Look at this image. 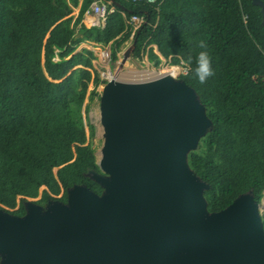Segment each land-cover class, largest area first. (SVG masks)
<instances>
[{"label":"trees","instance_id":"obj_1","mask_svg":"<svg viewBox=\"0 0 264 264\" xmlns=\"http://www.w3.org/2000/svg\"><path fill=\"white\" fill-rule=\"evenodd\" d=\"M96 1L110 3L115 10L105 26L88 27L85 13ZM80 2L0 0V208L24 216L26 199L66 202L68 189L80 184L102 193L86 176L89 170L99 171V165L87 143L82 109L107 82L95 68L94 51L79 49L83 43L111 45V58L118 60L126 44L136 41L131 58L147 57L159 68L163 57L171 66L188 68L184 61L189 53L195 57L200 51L201 39L209 45L214 76L205 84L190 71L180 78L197 91L213 128L200 151L189 155L190 167L210 185L206 199L211 212L250 190L261 203L262 7L252 0H159V7L131 0H82L75 18L74 7ZM133 15L145 21L132 38L128 20Z\"/></svg>","mask_w":264,"mask_h":264},{"label":"water","instance_id":"obj_2","mask_svg":"<svg viewBox=\"0 0 264 264\" xmlns=\"http://www.w3.org/2000/svg\"><path fill=\"white\" fill-rule=\"evenodd\" d=\"M262 7L261 0H252ZM136 41L123 53L131 59ZM99 171L67 202L0 208V264H264V221L254 190L210 212V185L189 154L213 128L197 91L167 73L108 81L101 95Z\"/></svg>","mask_w":264,"mask_h":264},{"label":"rangeland","instance_id":"obj_3","mask_svg":"<svg viewBox=\"0 0 264 264\" xmlns=\"http://www.w3.org/2000/svg\"><path fill=\"white\" fill-rule=\"evenodd\" d=\"M91 46L93 47V45H91ZM131 46H132L131 42H128L126 44V47L121 52L118 53V57H119L118 60H113L111 58V53H112V49H113V47L111 45L108 47L96 46L93 49L92 48H87V49L94 51V53L97 56V60L94 61V65H95L96 70L99 72L101 78H102V73L107 72L108 70H111L114 73V75H117L118 71L132 72V71L152 70V71H156V72H161V70H163L165 67H167V69H168L171 66L169 63L166 62L165 59L162 58V64L160 65L159 68H156V67L152 66L149 63L148 58L145 57L143 60H138V59H133V58L128 59L126 64L123 67H121V61L123 58V53L126 51V49H128ZM103 52H105V53L107 52V54H109V56H110V59L105 58L103 56ZM179 67H180L179 73L186 72V71H182V66H179ZM104 85L99 86L97 89V91L99 92V96H95L93 98V100H91L90 97L86 99V101L83 105V109H82L85 127H86V131H87V135H88V142L87 143L94 150V154H95V157L97 159V163L100 160V156H101L100 152L102 150V147L104 144V139H105L104 134H103L104 133L103 126H102L101 120H100L101 95L103 92ZM92 89H93V87H92V85H90L89 91H91ZM205 137H203L200 140L198 147L195 150H192L190 152V154L193 152H199L200 151V146H201L202 140ZM99 172H100V169H99ZM62 197H63V193L60 196H58L59 199ZM40 199H41V196H39L36 199H26V201L27 200H34L37 203V201H39ZM46 204L47 203L40 204V205L45 207ZM260 204L262 205L261 206L262 214H264V207H263L264 206V197H263ZM16 210H18V207L16 209L10 210V211L14 212Z\"/></svg>","mask_w":264,"mask_h":264},{"label":"built area","instance_id":"obj_4","mask_svg":"<svg viewBox=\"0 0 264 264\" xmlns=\"http://www.w3.org/2000/svg\"><path fill=\"white\" fill-rule=\"evenodd\" d=\"M135 3H144V4H150V5H157V7L160 6L159 0H131ZM115 8L111 6L110 3H105L103 1H96L92 4L91 8L86 11L85 16L86 17H92L94 18L93 26H105L106 20L109 14L113 13ZM145 18L143 16H138V15H133L129 20L128 24L133 27V33H132V38L134 37L136 31L138 28L144 23ZM244 21H248V16H244ZM103 56L105 58L110 59L109 54L107 52H103ZM182 71L186 72H181L177 76H173L174 78L178 79L181 77V75H186L188 73V68L185 66H182ZM102 78L106 82L111 81L115 78L114 73L111 70H108L107 72L102 73Z\"/></svg>","mask_w":264,"mask_h":264},{"label":"clouds","instance_id":"obj_5","mask_svg":"<svg viewBox=\"0 0 264 264\" xmlns=\"http://www.w3.org/2000/svg\"><path fill=\"white\" fill-rule=\"evenodd\" d=\"M197 47L200 51L196 53L195 57L189 53L184 63L188 66V70L191 72L192 77L198 80L200 84H205L209 78L215 74L213 60L206 39L199 40ZM256 47L261 49V46L258 43ZM261 51L264 52V49H261Z\"/></svg>","mask_w":264,"mask_h":264},{"label":"bare ground","instance_id":"obj_6","mask_svg":"<svg viewBox=\"0 0 264 264\" xmlns=\"http://www.w3.org/2000/svg\"><path fill=\"white\" fill-rule=\"evenodd\" d=\"M91 21H94V19H91ZM179 72H180L179 66H170L168 69L167 67L164 68L163 70H161V72H156L152 70H142V71H132V72L118 71L117 75H115V78L118 81L148 82L158 79L167 73L171 74L172 76H177Z\"/></svg>","mask_w":264,"mask_h":264},{"label":"crops","instance_id":"obj_7","mask_svg":"<svg viewBox=\"0 0 264 264\" xmlns=\"http://www.w3.org/2000/svg\"><path fill=\"white\" fill-rule=\"evenodd\" d=\"M81 2H82V0H81ZM81 2H80V5L78 6V7H74V12H73V15H74V17L76 18L77 16H78V14H79V12H80V9H81ZM91 19H94V18H92V17H84V20H83V22L85 23V25L86 26H88V27H93V22L95 21H91ZM92 44H88V43H83L81 46H80V49H82V48H95L96 46H94L93 45V47L91 46ZM99 47V46H98ZM153 48H154V50H155V52L158 54V55H160V53H159V51H158V47L156 46V45H153L152 46ZM163 58V57H162ZM164 59V58H163Z\"/></svg>","mask_w":264,"mask_h":264},{"label":"flooded vegetation","instance_id":"obj_8","mask_svg":"<svg viewBox=\"0 0 264 264\" xmlns=\"http://www.w3.org/2000/svg\"><path fill=\"white\" fill-rule=\"evenodd\" d=\"M50 200H51V199H50ZM48 201H49V200H48ZM48 201H47V202H48ZM60 201H61V200H60ZM62 202H64V201H62ZM66 202H67V201H66ZM66 202H64V203H66Z\"/></svg>","mask_w":264,"mask_h":264}]
</instances>
